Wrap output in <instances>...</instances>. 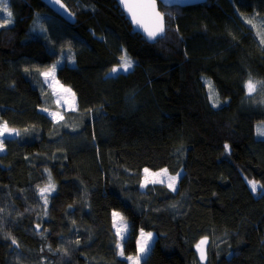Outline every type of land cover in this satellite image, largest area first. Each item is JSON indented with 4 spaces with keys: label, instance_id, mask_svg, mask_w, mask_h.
<instances>
[{
    "label": "trees",
    "instance_id": "16d2710c",
    "mask_svg": "<svg viewBox=\"0 0 264 264\" xmlns=\"http://www.w3.org/2000/svg\"><path fill=\"white\" fill-rule=\"evenodd\" d=\"M62 1L74 23L40 0H8L0 27V125L19 133L0 153V264H128L114 210L129 221L125 255L140 229L155 232L140 264H264V107L245 89L264 79V0L159 4L166 33L151 43L115 0ZM125 54L133 67L112 75ZM53 65L75 108L53 102L42 76ZM144 167L184 174L176 191H142Z\"/></svg>",
    "mask_w": 264,
    "mask_h": 264
},
{
    "label": "snow or ice",
    "instance_id": "6c2138e0",
    "mask_svg": "<svg viewBox=\"0 0 264 264\" xmlns=\"http://www.w3.org/2000/svg\"><path fill=\"white\" fill-rule=\"evenodd\" d=\"M56 3H59V0H55ZM121 3L124 5V7L129 11L132 22L135 25H138L139 27L144 29V32L147 34L148 39H154L158 33H162L164 31V14L160 13L157 10V0H146V2H140V3H128V0H121ZM0 4H3V11L7 12V19L5 20V23L11 22L12 13L8 10V0H0ZM61 7H64L63 4L60 5ZM145 19L151 21V27L148 26L145 23ZM264 27V26H262ZM121 64L119 68H112L111 74L112 75H118L120 70L122 69L124 72H128L133 67V61L127 57L125 54L123 57H121ZM59 63V62H57ZM56 65H53L49 71L42 73L45 77L51 76L55 71ZM209 87V99L213 102V106H216V103L218 100L216 99L215 91L212 87L211 81H206ZM259 82L254 83L251 78L246 82L245 87L247 89L248 94H252L256 91V84ZM66 92H70V89H65ZM55 113L53 114V118L55 119ZM62 119V117H61ZM10 129H8L7 124H5L0 127V136L4 134V132H9L11 134ZM19 135V133H16ZM260 135H264V132H261ZM3 140H0V151H3ZM229 146L226 144L225 149L228 150ZM145 173H149L148 169L144 170ZM153 176H161L165 175L167 176V170L164 169L160 173H152ZM179 174H177L178 176ZM177 176H167V180L169 181L168 187L170 189H175V184L177 181ZM49 180L50 183L47 187L40 189L41 195L44 198L45 204H47V197L44 196V193L54 190V185L51 184V175L49 174ZM148 180L146 178L145 183H147ZM153 183L156 182H163V181H156L153 180ZM249 186L251 187V190L253 193L257 192L258 184L256 181L249 180L248 181ZM144 185H142L143 187ZM113 226L116 228V235L118 238L123 239V233L127 227V225L124 222V218L118 213L113 212ZM152 233H144L141 232V240L138 241L139 245V252L143 253L146 251V248L148 246V241L151 239ZM13 244H16V240H12ZM208 244V238L204 237L202 238L196 245L197 250L200 253V259L201 261H204L207 258L206 251H205V245ZM117 248H120L119 254L121 256L124 255V252L122 250V247L120 243H117ZM129 261H131V264H139V255L136 257H127Z\"/></svg>",
    "mask_w": 264,
    "mask_h": 264
},
{
    "label": "rangeland",
    "instance_id": "374dc122",
    "mask_svg": "<svg viewBox=\"0 0 264 264\" xmlns=\"http://www.w3.org/2000/svg\"><path fill=\"white\" fill-rule=\"evenodd\" d=\"M1 5V4H0ZM53 13H55L54 11H53ZM47 15H50L49 13H46ZM56 14V13H55ZM7 19V12H5V11H3V7L2 6H0V27L2 26V24H8V23H5V20ZM66 52V51H65ZM65 52L62 54V55H60V57H59V59L57 60V62H59V63H57V66L63 61V55L65 54ZM115 68H119V67H117V66H115ZM47 71H49V69H47L45 72H47ZM120 71H123L122 69L120 70ZM124 72V71H123ZM43 76V79L45 80V82L48 84V82L47 81H49L50 82V85H49V87H50V89H49V92L50 93H52V95L54 96L53 97V102L54 103H57L60 107H62L64 110L65 109H67L66 107H73V108H75V98H74V96L72 95V90H71V88L68 86V85H65V84H63L62 82H59V81H57L56 80V77H54V73L51 75V76H49V77H45L44 75H42ZM39 78H40V85L41 84H43V82H42V77H40L39 76ZM249 78H251L252 79V81L254 82V83H256V82H259V83H257L256 84V91L255 92H253L252 94H248V92H247V89H246V87H245V89H246V97H248V98H254V96H256L258 99L257 100H253L254 101V103H259L260 105H262L263 107H264V79H261V78H258V77H255V76H253V75H250L249 77H248V79L246 80V82L249 80ZM206 78H204V80H205ZM210 81V80H209ZM205 82H206V80H205ZM246 82H245V84H246ZM207 86V90H208V97H209V95H210V93H209V87H208V84L206 85ZM213 87V86H212ZM65 89H70L71 91L70 92H66L65 91ZM214 89V88H213ZM214 91H215V89H214ZM215 94H216V99L218 100V102L216 103V105H218V104H220V102H221V100L219 99V97H218V95H217V93H216V91H215ZM260 94H262V95H260ZM52 98V97H51ZM211 101V100H210ZM211 103L213 104V102L211 101ZM254 103H251V104H253V106L252 107H254ZM250 104V105H251ZM47 110V112H49L50 113V115L51 116H53V114L55 113L56 115H55V119L57 120V119H61V117L63 118V112L61 111V110H52V109H50V108H47L46 109ZM4 125V124H3ZM3 125H0V127H2ZM8 127V126H7ZM8 129H10V130H12L11 131V134L9 133V132H4V134L2 135V136H0V140H3L5 137H9V136H15V135H17L16 133H17V130L16 129H14V128H10V127H8ZM261 132H264V124H257V126H256V135H257V137H260V138H264V135H260V133ZM4 150H5V147H4V145H3V151H0V153H2V152H4ZM145 169H148L149 170V173H145ZM164 169H166L167 170V168H165V167H163V168H160V169H157V170H152V169H150V168H148V167H144L143 169H142V179H141V184H140V190H142V191H144V189H145V186L146 185H148V184H163V185H165L168 189H170L169 187H168V183H169V181L167 180V176H177V174H179L178 176H177V181H176V184H175V189L173 190V189H170L171 191H176V189H177V187H178V182H179V179L181 178V176L184 174V170L181 168L177 173H175V174H170L169 172H168V170H167V176H165V175H161V176H153V175H151L152 173H160L162 170H164ZM146 178H147V180H148V182L147 183H145V180H146ZM153 180H156V181H163V182H156V183H153L152 181ZM49 183L50 182H48V184L46 185V186H44V188L45 187H47L48 185H49ZM52 185H54L53 183H51ZM142 185H144L143 187H142ZM54 188H55V186H54ZM52 192H54V190H52V191H49V192H46V193H44V195L45 194H47L48 193V195L50 194V193H52ZM113 212H118L123 218H124V222H125V224L127 225V227H126V229H125V231H124V233H123V239H120V238H118L117 237V242H114L113 243V246H114V248H115V251L117 252V254H118V256L119 257H122V258H125L126 260H127V262H128V264H131V261H129L128 259H127V257H136V256H138L139 255V257H140V259H139V264H140V262H141V260L143 259V258H145L146 256H147V254H148V252H149V250L151 249V246H152V244H153V242H154V239H155V232H153V231H146V230H143V229H140L139 230V232H138V236H137V239H136V251L135 252H133V253H131V254H129V255H123V256H121L120 254H119V252H120V248H117V243L119 242L120 243V245H121V247H122V245H123V241L125 240V238L127 237V235H128V231H129V221L119 212V211H117V210H114V211H112V214H113ZM113 215H112V221H113ZM114 227V226H113ZM114 230H115V232H116V228L114 227ZM144 232L145 234L146 233H152V237H151V239L148 241V246H147V248H146V251L145 252H143V253H140L139 252V245H138V241H140L142 238H141V232ZM117 236V235H116ZM204 238V237H203ZM202 239V238H201ZM200 239V240H201ZM199 240V241H200ZM198 241V242H199ZM4 243H6V244H8V242H7V240L5 239L4 240ZM197 245V244H196ZM206 248H207V245H205V251H206ZM195 249H196V246H195ZM199 252V251H198ZM199 255H200V253H198ZM197 254V257L199 258V255Z\"/></svg>",
    "mask_w": 264,
    "mask_h": 264
},
{
    "label": "water",
    "instance_id": "95a60500",
    "mask_svg": "<svg viewBox=\"0 0 264 264\" xmlns=\"http://www.w3.org/2000/svg\"><path fill=\"white\" fill-rule=\"evenodd\" d=\"M40 1H42L48 8H50L52 11H54L57 15L61 16L62 18L70 21L71 23L75 22L74 15L70 12L69 8L64 4L62 0H59V3H56L55 0H40ZM115 1L117 5L120 7V9L123 11L126 19L131 25L132 30L136 33H139L148 42L151 43L159 36H163L166 33V16L165 13L159 9V4H161L164 7H173V6L185 7V6L204 3L207 0H157V10L160 13L164 14V31L162 33H158L157 36L151 40L148 39L147 34L144 32L143 28L133 24L131 15L129 11L124 7V5L121 3V0H115ZM140 2H146V0H128V3H140ZM61 4H63L64 7H61L60 6ZM145 23L151 27V21L145 19Z\"/></svg>",
    "mask_w": 264,
    "mask_h": 264
}]
</instances>
